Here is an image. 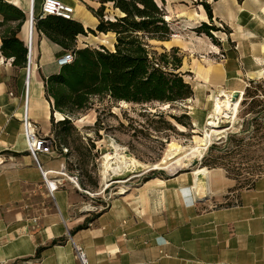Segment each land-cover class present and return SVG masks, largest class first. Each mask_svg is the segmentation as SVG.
<instances>
[{"label": "crops", "instance_id": "obj_1", "mask_svg": "<svg viewBox=\"0 0 264 264\" xmlns=\"http://www.w3.org/2000/svg\"><path fill=\"white\" fill-rule=\"evenodd\" d=\"M6 1L27 18L31 9L40 13L43 0ZM61 1L74 6V20L86 30L96 28L99 20L82 0ZM187 1L181 0L184 8L170 5L173 13L184 12L176 16V35L170 22L172 37L180 38L163 44L182 52L180 70L194 92L188 99L220 88L242 94L250 81L264 78V0H204L212 21L202 4ZM93 2L87 4L98 7ZM160 4L168 12L165 0ZM202 22L225 28L213 31L221 37L217 44L196 31ZM17 36L26 45L31 37L32 53L27 66L17 67L0 52V264H80L76 248L88 264H264V174L229 191L232 180L213 169L209 196L200 192L202 174L196 181L193 171L157 175L131 184L94 211L89 205L102 203L105 195L69 179L72 155L52 147L37 164L28 151L24 119L39 136L54 140L43 79L59 71L56 59L66 50L31 25L30 16ZM87 36L107 37L113 48V32L80 34L78 48L89 45L78 43ZM100 45L106 46L95 47ZM53 116L55 122L63 119L59 112ZM234 193L232 203L221 204Z\"/></svg>", "mask_w": 264, "mask_h": 264}, {"label": "trees", "instance_id": "obj_2", "mask_svg": "<svg viewBox=\"0 0 264 264\" xmlns=\"http://www.w3.org/2000/svg\"><path fill=\"white\" fill-rule=\"evenodd\" d=\"M82 1L99 20L95 29L86 30L74 19L55 15L40 17L37 14L34 17L37 30L63 49L72 51L74 56L72 62L43 79L45 97L51 107L54 147L58 151L67 148V134L77 129L73 121L79 118L80 113L91 108L95 99L107 98L111 102L133 104H166L183 101L194 95L192 86L180 70L183 56L179 48H166L162 45L173 34L162 4L157 0H95L99 5L94 8L85 0ZM200 4L212 21L210 5L204 0ZM25 20L26 14L19 7L0 0V28L3 29L0 30V52L5 58L12 59V65L17 67H25L28 63L27 45L17 36ZM219 30L225 31V28L206 22H202L196 29L198 33L206 34L215 44L218 42L213 31ZM97 32H113V48L103 45L77 47L78 35H96ZM155 43L161 44V51L157 50ZM246 93L247 88L243 95ZM244 101L241 100L242 103ZM55 112L61 113L63 119L55 122ZM156 115L165 129L173 127L163 114ZM171 117L180 121L176 116ZM68 152L66 155L69 156ZM75 172L77 170L72 174ZM79 181L83 183L81 177ZM97 186L98 182H95L94 188Z\"/></svg>", "mask_w": 264, "mask_h": 264}, {"label": "rangeland", "instance_id": "obj_3", "mask_svg": "<svg viewBox=\"0 0 264 264\" xmlns=\"http://www.w3.org/2000/svg\"><path fill=\"white\" fill-rule=\"evenodd\" d=\"M157 1L162 3V0ZM201 1L188 0L187 2L197 4ZM86 2L96 5L93 0H86ZM180 4H182L181 0H165V7L168 9L166 13L169 15L168 20L171 25L174 23L175 35L181 30L175 22L179 14L184 12L174 10L173 13L170 5L184 8ZM29 16L30 13L25 20L27 23ZM0 30L3 29L0 28ZM171 38L175 43L180 36H171ZM215 38L218 42L221 37L215 36ZM80 41L93 46L103 43L111 47L109 39L103 36H87L84 41L81 39L78 43H82ZM155 45L157 50L161 51V44L155 43ZM180 53L182 54L181 51ZM184 78L189 80L187 76ZM246 88L247 93L241 94L237 117L233 125H229L226 119L222 118L220 125L231 127L225 133L217 135V139L215 138L207 149L197 148L194 155L191 153L187 156L183 155L199 142L207 129L206 122L215 105L216 92L166 104L160 102L133 104L111 102L107 98L95 99L92 107L80 113L79 118L73 121L77 129L70 130L66 136L65 147L68 148V154L72 155L67 160V167L72 171L77 170L90 192H100L106 198L124 194L131 184L139 185L146 180L147 176H173L199 167L206 168L210 172L214 169L230 178L233 186L229 188V191L244 188L257 176L264 174V78L255 80V83L249 84ZM242 99L245 100L243 103ZM159 113L171 122L173 126L171 129H165V125L156 115ZM172 115L180 121L173 119ZM110 138L123 146L126 154L134 158L136 162L130 165L122 175L113 176L108 187L96 190L94 183H102L100 175L102 156L104 153L113 151L109 144ZM165 156L167 163H161ZM155 163L165 167L151 169ZM153 170L155 173H152ZM210 172L209 181L210 189H212ZM203 176L202 174L203 182L200 192L209 196L211 193L206 191ZM99 198L101 199V195L96 196L95 200ZM234 199L235 193L226 202H224L225 199H221L220 202L230 204ZM99 203L100 201L97 200V204Z\"/></svg>", "mask_w": 264, "mask_h": 264}, {"label": "bare ground", "instance_id": "obj_4", "mask_svg": "<svg viewBox=\"0 0 264 264\" xmlns=\"http://www.w3.org/2000/svg\"><path fill=\"white\" fill-rule=\"evenodd\" d=\"M240 98H241V94H237L233 91L220 88V90L214 95L215 105L213 106V108L211 109L208 115V119L206 122L207 129L205 131L203 130L204 134L200 138L199 142L196 145L190 147L187 150V153H185L183 156H187L188 154L191 153H193L194 155V151L197 148L207 149V147L210 145V143H212V141L217 137V135H220L221 133H225V131L229 129L231 126L222 127L220 125L222 118H225L226 122L229 125H233L237 117V107ZM109 144L113 148V151L104 153L102 156L103 160L101 163V170H100L101 180L103 184L102 188L108 187L109 182L113 176L122 175L130 165L136 162L134 158L126 154L124 147L121 146L119 143H117L115 140L110 138ZM166 161L167 160L165 156L161 160V163H165ZM164 167L165 166H160L159 163H155L151 166V169L152 168L158 169ZM193 173L195 175V181L197 180L196 178L198 174L204 175L205 184H206L205 188L208 193L209 171L206 168L199 167V168H195L193 170Z\"/></svg>", "mask_w": 264, "mask_h": 264}, {"label": "built area", "instance_id": "obj_5", "mask_svg": "<svg viewBox=\"0 0 264 264\" xmlns=\"http://www.w3.org/2000/svg\"><path fill=\"white\" fill-rule=\"evenodd\" d=\"M40 17H44L46 15H55L60 16L65 19H74V6L64 3L61 0H43L40 9ZM35 14L33 10L30 11V24L34 23ZM28 48V61H31V53H32V39L31 37L28 40L27 44ZM73 53L70 50L64 51L57 59L56 63L59 67L66 65L73 60ZM223 55H221V58ZM25 133L27 137V145L28 151L35 159L37 164L38 157L40 154H51L53 152V143L54 140L52 138H48L47 136H39L37 131L35 130V126L28 120L27 117L24 119ZM67 148H63V152H67ZM4 163V158L0 155V165ZM64 173V172H63ZM65 174V173H64ZM44 177H46L44 175ZM79 174L75 172L74 174L69 176V179L79 188ZM52 183V182H51ZM102 203H95L93 205H89V208L94 211H100L107 207V200L110 199V196L106 198L102 197ZM77 257L80 261V264H88V260L85 252L81 248H76Z\"/></svg>", "mask_w": 264, "mask_h": 264}, {"label": "water", "instance_id": "obj_6", "mask_svg": "<svg viewBox=\"0 0 264 264\" xmlns=\"http://www.w3.org/2000/svg\"><path fill=\"white\" fill-rule=\"evenodd\" d=\"M152 169H155V168H152Z\"/></svg>", "mask_w": 264, "mask_h": 264}]
</instances>
